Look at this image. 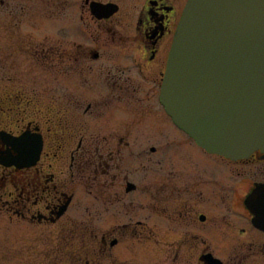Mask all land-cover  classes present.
Listing matches in <instances>:
<instances>
[{"label":"flooded vegetation","instance_id":"obj_1","mask_svg":"<svg viewBox=\"0 0 264 264\" xmlns=\"http://www.w3.org/2000/svg\"><path fill=\"white\" fill-rule=\"evenodd\" d=\"M186 1L0 0V70L44 73L0 78V263L264 264V149L209 153L162 102Z\"/></svg>","mask_w":264,"mask_h":264},{"label":"water","instance_id":"obj_2","mask_svg":"<svg viewBox=\"0 0 264 264\" xmlns=\"http://www.w3.org/2000/svg\"><path fill=\"white\" fill-rule=\"evenodd\" d=\"M170 53L164 104L210 152L264 145V0H188Z\"/></svg>","mask_w":264,"mask_h":264},{"label":"rangeland","instance_id":"obj_3","mask_svg":"<svg viewBox=\"0 0 264 264\" xmlns=\"http://www.w3.org/2000/svg\"><path fill=\"white\" fill-rule=\"evenodd\" d=\"M55 24H52V27H49L48 24H42V26L37 29V30H41V28L43 30H53L56 31V28L54 30ZM16 70L15 71H11L9 72L8 70H0V78H4V76H15V72L17 71V78L21 79V82L23 84H25L26 86H30L32 83H35L36 85V89L39 88V84L41 83V79L42 76L44 77V73L42 71H37L35 70V68L31 65V61L29 60V58L26 55H18V57L16 58ZM17 86L20 85L16 84ZM14 85V86H16ZM19 87V86H18ZM0 264H12V262H10L9 260H4L2 263ZM31 264H41L40 262H36V261H32Z\"/></svg>","mask_w":264,"mask_h":264}]
</instances>
